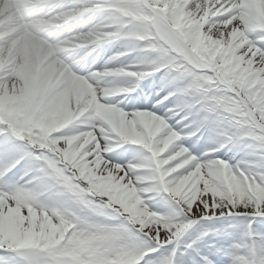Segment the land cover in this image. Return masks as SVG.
I'll return each instance as SVG.
<instances>
[{
    "label": "snow or ice",
    "instance_id": "6c2138e0",
    "mask_svg": "<svg viewBox=\"0 0 264 264\" xmlns=\"http://www.w3.org/2000/svg\"><path fill=\"white\" fill-rule=\"evenodd\" d=\"M0 264H264V0H0Z\"/></svg>",
    "mask_w": 264,
    "mask_h": 264
}]
</instances>
